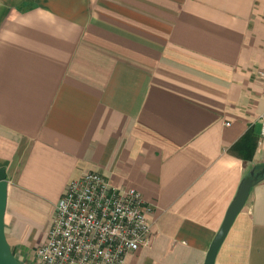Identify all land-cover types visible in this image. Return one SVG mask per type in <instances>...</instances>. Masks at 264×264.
<instances>
[{"label": "crops", "instance_id": "1", "mask_svg": "<svg viewBox=\"0 0 264 264\" xmlns=\"http://www.w3.org/2000/svg\"><path fill=\"white\" fill-rule=\"evenodd\" d=\"M264 0H0L3 233L20 262L93 170L149 205L121 264H202L264 166ZM213 264H264V178Z\"/></svg>", "mask_w": 264, "mask_h": 264}, {"label": "built area", "instance_id": "2", "mask_svg": "<svg viewBox=\"0 0 264 264\" xmlns=\"http://www.w3.org/2000/svg\"><path fill=\"white\" fill-rule=\"evenodd\" d=\"M264 139V112L259 117ZM149 205L132 188H117L88 170L71 179L57 198L45 241L21 264H121L148 244ZM13 255V254H12Z\"/></svg>", "mask_w": 264, "mask_h": 264}, {"label": "water", "instance_id": "3", "mask_svg": "<svg viewBox=\"0 0 264 264\" xmlns=\"http://www.w3.org/2000/svg\"><path fill=\"white\" fill-rule=\"evenodd\" d=\"M261 170L264 171V166H262ZM252 184L253 182L249 176L244 177L240 181L233 198L228 203L224 211L222 220L215 234L209 242L202 264H213L215 253L232 220L243 206L249 188L252 186ZM6 188L7 184L5 179V171L2 167H0V264H21L12 255L3 233V215L6 204Z\"/></svg>", "mask_w": 264, "mask_h": 264}, {"label": "trees", "instance_id": "4", "mask_svg": "<svg viewBox=\"0 0 264 264\" xmlns=\"http://www.w3.org/2000/svg\"><path fill=\"white\" fill-rule=\"evenodd\" d=\"M248 176L251 178L252 182L255 183V182L259 181L260 179L264 178V171L260 170V168H256Z\"/></svg>", "mask_w": 264, "mask_h": 264}]
</instances>
